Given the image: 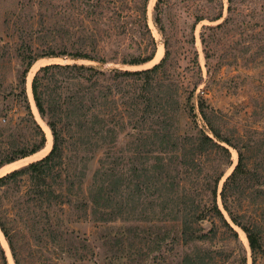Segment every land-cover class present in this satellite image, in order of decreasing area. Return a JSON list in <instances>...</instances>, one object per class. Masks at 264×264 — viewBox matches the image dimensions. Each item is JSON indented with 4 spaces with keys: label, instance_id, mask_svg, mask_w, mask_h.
I'll return each instance as SVG.
<instances>
[{
    "label": "rangeland",
    "instance_id": "1",
    "mask_svg": "<svg viewBox=\"0 0 264 264\" xmlns=\"http://www.w3.org/2000/svg\"><path fill=\"white\" fill-rule=\"evenodd\" d=\"M156 1L91 0L99 5L97 12H103L100 15L89 12L92 8L86 0H0V161L11 149L8 135L20 129L19 114L13 113L15 107L6 98L17 84L23 68L19 56L20 49H23L22 40L32 35L48 34L50 30L53 33L59 31L64 38L96 37L101 41L98 55L114 58L98 63L86 59L43 57L34 62L32 76L40 66L51 62L143 69L157 63L166 47L169 55L151 84L153 89L144 86L143 79L132 77V106L138 105L143 113L136 108L132 117V138L120 136L117 146L108 151L122 155L119 163H132L134 190L135 184L142 180L139 175L143 162L141 156L145 157L148 149L146 127L149 125V111L158 107L159 102L166 104L170 95L181 103L194 90L191 101L194 103L195 120L208 132L195 102L199 95L206 98L217 115L216 125L244 152L245 167L250 172L241 180L244 181V192L229 189L228 196L231 202L236 201L231 203L234 209L235 204L241 202L238 210L240 220L257 233L261 243L257 264H264V194L258 192L260 188L264 189V0H160L155 10ZM156 12H159L160 20L154 23ZM145 21L156 41L155 53L160 47L161 53L153 58L154 61L142 65L120 63V57L126 53L132 52V56L138 53L139 42H147ZM27 73L26 87L31 69ZM151 90H156L155 95L150 94ZM147 97V105L137 104L146 101ZM38 121L45 124L42 119ZM229 148L232 163L205 164L206 171L223 172L217 193L237 161L235 149ZM39 156L35 153L4 164L0 167V176ZM97 158L98 153L88 162L84 185L90 180ZM176 169V181L184 184L183 169L178 163ZM173 173L171 169L170 175ZM143 192L139 198L142 204H137L132 220L123 222H101L85 210L81 201L53 207L50 217L59 223L57 241H53L48 231L39 228L33 232L26 228L10 204V199L16 194L15 187H1L0 215L13 245L12 252L0 232L7 263L181 264L183 251L192 246L180 244L177 223L164 221L163 213L144 217L150 211L149 201L158 196L153 188H144ZM69 198L72 199L71 196ZM217 200L222 207L220 197ZM231 224L240 243L216 238L212 243L200 244L226 253L234 248L231 258L236 261L234 264H240L242 255L247 257L246 264H251L246 235L240 227ZM203 227L204 231L208 230L209 221L203 222Z\"/></svg>",
    "mask_w": 264,
    "mask_h": 264
},
{
    "label": "trees",
    "instance_id": "2",
    "mask_svg": "<svg viewBox=\"0 0 264 264\" xmlns=\"http://www.w3.org/2000/svg\"><path fill=\"white\" fill-rule=\"evenodd\" d=\"M86 1L92 8L90 13L103 15L102 11L97 12V2ZM159 1H156L155 10ZM159 20V12H156L154 23ZM144 26L148 32L147 42H139L138 53L133 56L132 52L126 53L120 57V63L142 65L153 60L156 41L146 21ZM52 31L22 40L23 49H20L19 56L23 68L17 84L6 98L15 107L13 113L19 114L20 129L8 135L11 149L9 155L1 159L0 167L38 153L46 145L47 135L32 107L35 106L52 138L47 154L0 176V188L8 185L15 187L16 194L10 199V204L26 228L33 232L39 228L48 231L52 240L57 241L59 223L52 220L50 213L53 207L69 205L72 201H81L85 210L101 222H123L132 218L137 204H142L139 198L144 195V188H153L158 198L149 201L150 211L144 217L156 216L160 212L166 218L164 221L177 223L180 244L192 246L183 251L181 264H234L236 261L231 259L234 248L226 253L225 250L200 244L212 243L216 238L240 243L231 222L245 233L251 264H257L260 239L240 220L238 210L241 202L236 203L234 209L231 203L236 201L231 202L228 196V191L232 189L244 192V181L241 180L250 173L245 167L244 152L216 125L217 115L206 98L199 95L195 102L208 132L196 123L194 103L191 101L194 90L181 103L170 95L166 104L159 102L158 107L149 111V125L146 127L148 149L145 157L141 156L143 162L147 158L144 163H149L141 162L139 175L142 180L135 184L134 190L132 163H119L122 155L108 151L117 146L120 136L132 138V117L136 108H140L132 106V77L143 79L144 86L151 87L169 55L168 49L165 47L164 55L157 63L136 70L102 68L100 65L77 62L47 63L34 72L29 93L26 74L39 58L86 59L98 63L114 60L113 57L98 55L101 41L96 37L71 39L64 38L59 31ZM156 90H151L150 94L155 95ZM149 97L137 104H146ZM229 147L235 149L237 161L217 193L223 172L206 171L205 164L232 163ZM96 153V167L84 185L88 162ZM177 163L183 169L184 184L175 179ZM171 169L174 171L172 175ZM198 184H201L200 187ZM258 192L263 195L264 189L260 188ZM217 197H220L222 207ZM205 221L210 224L206 231L203 227ZM0 232L13 252L10 233L1 215ZM239 262L246 264V255H242ZM0 263L8 264L1 243Z\"/></svg>",
    "mask_w": 264,
    "mask_h": 264
},
{
    "label": "bare ground",
    "instance_id": "3",
    "mask_svg": "<svg viewBox=\"0 0 264 264\" xmlns=\"http://www.w3.org/2000/svg\"><path fill=\"white\" fill-rule=\"evenodd\" d=\"M161 49H162L161 47H160L159 50L157 49L158 51L155 54L154 59H156V57L159 56V54L161 53ZM34 67H35V65L32 66V68H31V74H30V76L28 77V80H27V90H28L29 93H30V79L32 77V70L34 69ZM33 111L35 112L37 119L41 121V119L37 116V113H36V110H35V106L33 107ZM40 123L43 125L44 130H45V132L47 134V143L44 146V148L38 152L39 155L42 156V155H45L49 151V149L51 147V134H50V131H49L48 127L42 121ZM41 156H39V157H41ZM12 163H14V162H12Z\"/></svg>",
    "mask_w": 264,
    "mask_h": 264
},
{
    "label": "water",
    "instance_id": "4",
    "mask_svg": "<svg viewBox=\"0 0 264 264\" xmlns=\"http://www.w3.org/2000/svg\"><path fill=\"white\" fill-rule=\"evenodd\" d=\"M50 150V149H49ZM47 154V153H46ZM44 156V155H43ZM41 158V157H40Z\"/></svg>",
    "mask_w": 264,
    "mask_h": 264
}]
</instances>
